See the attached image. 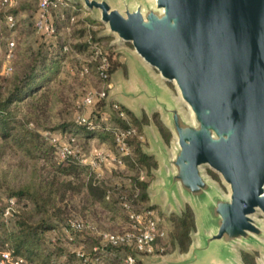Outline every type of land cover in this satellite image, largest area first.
<instances>
[{"label":"water","instance_id":"1","mask_svg":"<svg viewBox=\"0 0 264 264\" xmlns=\"http://www.w3.org/2000/svg\"><path fill=\"white\" fill-rule=\"evenodd\" d=\"M68 1L95 14L112 44L133 46L134 80L110 88L108 103L136 118L159 114L174 138L170 152L159 129L149 131L144 153L158 180L147 192L163 211L189 204L196 231L188 252L164 262L239 264L236 246H264L255 217L264 215V0ZM204 167L220 175L228 196Z\"/></svg>","mask_w":264,"mask_h":264},{"label":"trees","instance_id":"2","mask_svg":"<svg viewBox=\"0 0 264 264\" xmlns=\"http://www.w3.org/2000/svg\"><path fill=\"white\" fill-rule=\"evenodd\" d=\"M3 2L4 0H0L1 16L7 12L14 14L16 17V14L25 11L22 0H19L14 6H9ZM78 10L80 9L72 12L70 10L65 11L63 19L69 22L70 16H76ZM16 22V28H18L17 17ZM57 34L58 26L56 23L54 35L41 36L42 42L38 44L37 48L29 50L24 44L25 31L23 30L20 33L22 40L17 44L18 50L15 47L13 51L11 67L14 74L11 79L7 80V87L5 86L3 90L0 87V138L15 145L22 156L31 160L32 164L29 174L23 182L16 186L7 185L8 195L15 202L24 201V204H26L25 209L19 212L13 228H8L5 220L2 219L3 210L0 207V246L2 248L0 254L2 251L8 250L14 260H20V264H73L71 257L62 261L63 255L60 249L49 247L44 237L46 232L56 229L68 218H65L66 210L62 209L61 204L70 189H75V191L85 189V201L90 206H98L101 213L106 212L107 216L112 217L114 220H123L126 226L114 232H122L129 225V217L126 208L123 206V201L130 202L132 209L135 211H138L135 208L136 204L151 208L147 195L148 182L140 180L136 175L133 181L130 180L128 185L122 191H119L117 197H113V193L109 194V188L99 180H95L90 171L86 175L85 181L77 187H73L72 182L63 183L60 180L61 176L78 177L80 170L83 168L88 169V165L80 164L74 157L59 162L56 159L55 147L52 144L46 145L41 134L28 125L31 120H36L40 115H45L44 111L50 109L49 104L55 94L57 96L62 94L59 89L56 88L51 91L49 87L59 77L62 63L68 54L63 50L65 43L56 38ZM106 52L109 60L107 73L109 79H111V74L122 64L118 60L119 58L117 59V55L120 56L118 53H110L107 50ZM89 67L90 74L94 73L101 82L94 66L89 64ZM57 98L55 99L54 96V100H58ZM119 106L121 110H125L131 115L134 123L140 125L141 122L148 121L146 115L139 120L121 105ZM94 107L97 109L94 111L101 115L95 117L91 113L90 121L87 124L76 122L74 126L67 123V121H63L57 125V128L73 136L74 133L81 132L85 139L97 138L102 142L112 140V143H114V129L128 126H123V124L112 125L103 120L101 113L104 107L103 100L97 101ZM156 117L157 114H153V120H157ZM114 120L117 121V118L114 117ZM156 125L167 140L169 137L168 132L165 131L158 120ZM137 135H134L131 139L136 138ZM134 149L140 167L147 168L148 171L151 167H156L154 159L142 152L139 144H135ZM127 161L125 158V162ZM138 167H136L137 170H139ZM7 181V176L0 174V188ZM84 210H87V208ZM92 213L95 215L97 212ZM172 223L174 227L172 237L178 242L179 249L182 252L186 251L190 244L189 232L194 228V216L191 209L188 206L185 207L180 216L172 218ZM82 231H85V226ZM93 242L87 236L82 239L86 252L92 256H98L103 264H117L122 253L131 252L127 246L113 247L106 245L104 253H97L93 251V247L96 246L92 245ZM81 247L83 246L81 245ZM110 253L112 255H108ZM112 256L113 258H111ZM244 258L247 262L249 261V264H252V261L248 260L251 256L244 255ZM80 263L84 264L82 261ZM0 264L11 263H1L0 255Z\"/></svg>","mask_w":264,"mask_h":264},{"label":"rangeland","instance_id":"3","mask_svg":"<svg viewBox=\"0 0 264 264\" xmlns=\"http://www.w3.org/2000/svg\"><path fill=\"white\" fill-rule=\"evenodd\" d=\"M23 6L25 7V11L20 14H16L18 21V28H16L13 33L16 50H18V42L22 40L20 33L25 31L24 35V44L29 50H35L39 43L42 42V37L36 33L34 22L35 15L37 11V0H22ZM76 9H80L77 12L76 17L73 21L66 22L64 19L58 18L56 20L58 26V34L56 38L59 39L60 42L68 43L72 51L66 55L65 60L61 66V73L55 82L49 85L51 91L53 89H59L62 94L58 96L55 94L52 101L50 102V109L44 111L45 115H40L36 120H31L28 124L30 127L36 129L38 133L41 134L46 145H50V143L45 139L44 133L48 132L53 135H68V133L63 132L62 130L57 128V125L63 121H67V123L75 124V116L77 112L80 110L79 106L81 104L82 97L85 91L88 88H100L101 82L96 77L94 73L89 74L87 76H82L79 74L80 67L83 64L85 58L90 53V47L88 42V36L92 35L94 41H98L100 45L110 53H118L120 56L117 59L121 62V66H119L112 74H111V85L112 89L115 88L116 85H120L119 87L127 88L130 87L131 81L134 80L135 74L131 71L129 59H127V53L133 52V46L128 43L121 44H112L113 37L106 36V27L104 24L96 20L95 14L91 12L85 11L80 4L75 5ZM85 12V13H84ZM7 13V12H5ZM0 15V87L1 90L7 87V80L11 79L14 72L7 73L6 68L8 65H12V59H6V39L10 36L11 31L8 29L4 15ZM22 35V34H21ZM14 51V50H13ZM17 52V51H16ZM166 86L173 92L174 96L178 97L177 92L174 86L171 83H166ZM111 89V90H112ZM54 91V90H53ZM109 94V90L107 92ZM107 94V95H108ZM111 102H117L116 100H108L105 99L104 107L102 108L101 113L105 114V118L109 124H116L123 126H131L135 129L137 139H130L131 152L134 154L133 158H126L128 161L124 163V165H116L113 162L107 163L103 168V173L101 178H96L95 173L88 166V169H81L78 177H70L69 175L61 176L60 180L63 183L72 182L73 187H77L82 182L85 181L86 175L88 172H92L95 180H99L101 183L106 185L109 188V194H114L113 197H117L119 195V191L126 187L130 180H134L135 175L138 176L139 170L136 167L139 166L138 161L135 156V144H139V147L142 152L150 149V143L148 135L149 131H153L154 125L159 129L156 125V121L163 126L166 132H168L169 137L166 140L165 137L162 138L164 140L166 148L171 152L172 144L174 142V138L168 128L164 125L161 117L157 114L156 119L153 120V115L148 117L147 122H141L140 125L133 122L131 115H129L125 110L124 118L120 117L110 106ZM118 103V102H117ZM119 104V103H118ZM120 105V104H119ZM123 107V106H122ZM124 108V107H123ZM92 110L95 117H99L101 114L96 113L94 110L95 107L90 108ZM184 110L186 108L184 107ZM103 116V115H102ZM144 116V114H143ZM142 116V117H143ZM114 117L117 118V121L114 120ZM138 118L139 120L142 118ZM121 123V124H120ZM76 125V124H75ZM74 125V126H75ZM77 127V126H76ZM74 127V128H76ZM160 131V130H159ZM74 136L77 139V144L80 147L82 153L86 155L88 153H95L96 151H107V153H118L116 146L110 142H102L97 138L85 139L81 132L74 133ZM134 144V146H133ZM81 164V163H80ZM31 160L23 157L18 148L4 141L0 138V174H4L7 176V182L3 183V186L0 188V207L2 208V219L5 220L8 228H13L17 221V217L19 212L25 209L26 204L24 201L15 202V206L11 211V214L6 216L3 214L6 201L10 196L8 195V187L7 185L16 186L23 182L29 174L31 168ZM139 169L145 170V178L143 181L148 182V185L152 182H156L158 178L152 172L156 167H151L148 171L147 168L138 167ZM204 174L210 179V181L218 188L220 193L224 196H228V187L220 177V175L208 167L203 168ZM148 195V192H147ZM149 198V196H148ZM149 204L151 208H146V206L142 204H136L135 208L138 211L143 209H153L156 216L160 218V223L166 230V237L160 241H158V245L155 248V251L149 255L139 254L137 256L138 263L140 264H166L164 261L171 258L172 256L178 254L182 255L188 252L189 246L192 242V233L196 231L195 228V218H194V228H192L189 232L190 244L186 251H181L178 246V242L172 237L173 234V223L172 218L178 217L182 214L183 208L179 207L180 213H170V208L166 211H163L160 206H151V200L149 198ZM62 209L66 210V217H78L84 221L85 231H70L66 233L64 228L67 225V219L65 222H62L56 229H52L44 234L46 244L49 247H55L60 249L63 257L62 261L70 258L73 260V264H81L80 260L73 252V249L83 246L85 244L82 243V239L87 236L91 238L94 242L92 245H99L101 243L102 232H114L120 230L126 226L123 220H114L112 217L107 216L106 212L101 213V210L98 206H90L87 201H85V189L82 191H75V189H70L66 198L62 202ZM185 207H189V204L185 203ZM87 210H84L86 209ZM191 209V208H190ZM96 211L97 213L93 215L92 212ZM192 211V210H191ZM193 213V212H192ZM194 216V214H193ZM255 217L264 222V215L258 211ZM202 218V222H200V230L202 232L203 225L206 224V213H204ZM86 232V233H85ZM162 247V249H160ZM0 246V251H1ZM115 250V249H114ZM236 251L239 254V264H249L244 258V255L251 256L250 262L252 264H258L264 262V246H236ZM126 254V253H125ZM125 254H121V258L117 261V264H122V260ZM74 255V256H72ZM141 256V257H140ZM78 258V259H77ZM113 258V256L111 257ZM83 262V261H82ZM67 263V262H66Z\"/></svg>","mask_w":264,"mask_h":264},{"label":"built area","instance_id":"4","mask_svg":"<svg viewBox=\"0 0 264 264\" xmlns=\"http://www.w3.org/2000/svg\"><path fill=\"white\" fill-rule=\"evenodd\" d=\"M19 0H4L9 6H14ZM71 12L76 10V6L68 0H37V11L35 15L34 27L37 34L42 37H49L54 35L56 31V20L65 17V11ZM85 13V12H84ZM75 15H71L69 21H73ZM5 23L11 31L10 36L6 39V59L10 60L13 57V50L15 41L13 33L16 30V17L12 13H5ZM1 38V37H0ZM90 53L85 58L81 65L80 74L89 75L92 64L95 68L98 77L101 79L100 88H88L81 100L79 106L80 110L75 116V121L79 124H87L90 121V114L93 112L89 110L95 106L99 100L105 101L108 90L112 87L107 69L109 60L106 50L100 45L98 41H94L92 35L88 36ZM63 50L66 53L72 51L68 43L63 45ZM1 55V48H0ZM12 67L8 65L7 73L11 72ZM111 108L122 118H124V111L120 109L117 102L110 103ZM103 118L105 114L103 113ZM136 135L135 129L131 126L116 127L113 133V140L118 153H107V151H96L95 153H82L77 144L75 136L68 135H53L48 132L44 133L45 139L55 147L56 159L59 162L65 161L70 157H74L79 163L88 165L95 173L96 178H101L104 166L110 161L116 165H124L125 158H133L131 152L130 139ZM134 160V158H133ZM145 170L139 169L138 178L144 180ZM123 206L126 208L129 225L122 232H102L101 243L93 247V251L97 253H104L106 245L113 247L127 246L131 252L125 254L123 264H138V254L149 255L155 251L158 241L166 237V230L160 223V218L156 216L153 209H143L135 211L128 201H123ZM15 200L8 198L3 214L8 216L11 214ZM84 221L78 217H70L67 219V225L64 228L66 233L70 231H82L84 228ZM162 249V247H160ZM72 252L83 261L84 264H103L98 256H92L87 253L82 247L73 249ZM1 263L9 262L11 264H20V260H14L10 251L4 250L1 252Z\"/></svg>","mask_w":264,"mask_h":264},{"label":"crops","instance_id":"5","mask_svg":"<svg viewBox=\"0 0 264 264\" xmlns=\"http://www.w3.org/2000/svg\"><path fill=\"white\" fill-rule=\"evenodd\" d=\"M110 82H111V80H110ZM112 83V82H111ZM108 255H112V253H110V254H108ZM139 255V254H138ZM138 255H136V256H138ZM138 259V258H137ZM123 261V260H122ZM139 262V261H138ZM122 264H123V262H122Z\"/></svg>","mask_w":264,"mask_h":264}]
</instances>
